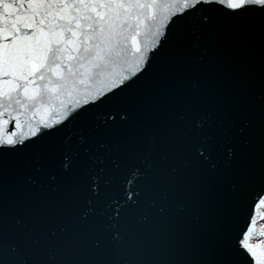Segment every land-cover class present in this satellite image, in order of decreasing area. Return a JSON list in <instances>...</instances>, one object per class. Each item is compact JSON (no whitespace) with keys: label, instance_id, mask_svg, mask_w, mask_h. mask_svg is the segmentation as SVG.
Masks as SVG:
<instances>
[{"label":"snow or ice","instance_id":"6c2138e0","mask_svg":"<svg viewBox=\"0 0 264 264\" xmlns=\"http://www.w3.org/2000/svg\"><path fill=\"white\" fill-rule=\"evenodd\" d=\"M264 0H0V264H264Z\"/></svg>","mask_w":264,"mask_h":264},{"label":"bare ground","instance_id":"6f19581e","mask_svg":"<svg viewBox=\"0 0 264 264\" xmlns=\"http://www.w3.org/2000/svg\"><path fill=\"white\" fill-rule=\"evenodd\" d=\"M260 231H261V229H260L259 226L257 225L256 228H255V234L258 233V232H260Z\"/></svg>","mask_w":264,"mask_h":264},{"label":"rangeland","instance_id":"374dc122","mask_svg":"<svg viewBox=\"0 0 264 264\" xmlns=\"http://www.w3.org/2000/svg\"><path fill=\"white\" fill-rule=\"evenodd\" d=\"M261 225H264V221H261L259 224H258V226L260 227V229H261ZM262 230V229H261Z\"/></svg>","mask_w":264,"mask_h":264}]
</instances>
